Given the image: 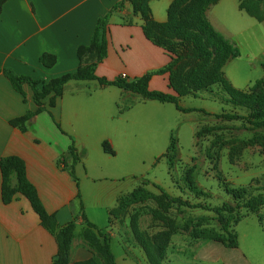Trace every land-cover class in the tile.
Listing matches in <instances>:
<instances>
[{
    "label": "crops",
    "instance_id": "crops-1",
    "mask_svg": "<svg viewBox=\"0 0 264 264\" xmlns=\"http://www.w3.org/2000/svg\"><path fill=\"white\" fill-rule=\"evenodd\" d=\"M121 1L7 0L0 17V70L11 69L20 76L50 82L86 69L97 59L85 57L81 62L78 55L80 48L91 44L99 19ZM153 1L156 0H150L149 3L153 19L161 24L166 23L168 15L157 16L152 7ZM222 1L212 6L207 13L210 23L218 31L210 19V13ZM243 1H238V10L247 14L240 9ZM172 2L167 0L168 9ZM258 9L262 21L251 18L264 26V0L259 1ZM143 25L142 19L133 14L129 4L112 13L108 54L99 65L97 75L111 81L125 75V80L129 82L150 75L151 90L171 93L167 76H162L164 82H159L157 87L158 78L151 75L165 68L170 59L146 38ZM44 55L56 57L53 67L47 68L41 63ZM233 61L230 60L224 67L225 78L235 89L248 91L255 82H243L236 75H229V66ZM74 83L69 82L64 87L63 96L55 108L47 106V111L33 118L26 132H23L12 127L10 122L37 110L33 92L29 86H25L24 98L0 74V164L9 157H17L25 163L28 180L36 188L46 212L56 218L60 228L73 222L83 224L84 215L98 231L113 236L116 229L114 224H110V212L121 195L128 192L127 183L133 176L128 161L119 159V155L132 146V142L127 139L128 122L124 118L134 108L119 110L117 101H113L116 92H107L109 89H119L117 87H103L96 81ZM165 83L168 89H164ZM119 90L125 95H136ZM112 106L117 109H112ZM57 122L62 131L57 128ZM71 138L75 139L73 143ZM105 145L114 152L113 155L105 151ZM73 146L79 155H83L75 167L78 184L60 162L65 157L71 163L70 149ZM13 185L19 186L17 177ZM4 192L0 168V264H54L59 251L56 235L43 226L27 199L18 195L16 199L5 203ZM247 219L236 227L239 248L226 249L222 244L208 242L185 250L183 257L189 262L180 263L264 264V241L262 246L255 248L254 240H244L239 234L241 225ZM260 228L264 233L261 225ZM114 241L112 237L116 263L128 264L131 253L124 248L118 250L122 255L117 257ZM87 259V253L80 252L74 262Z\"/></svg>",
    "mask_w": 264,
    "mask_h": 264
},
{
    "label": "rangeland",
    "instance_id": "rangeland-1",
    "mask_svg": "<svg viewBox=\"0 0 264 264\" xmlns=\"http://www.w3.org/2000/svg\"><path fill=\"white\" fill-rule=\"evenodd\" d=\"M238 1L223 0L213 7L210 19L241 54L229 66L228 74L236 75L243 82L247 80L254 83L262 79L264 74V26L241 13ZM152 7L157 16H167V0L153 1ZM184 17L182 10L178 13L182 25ZM155 73L151 75L157 76L154 78H158L156 85L159 87V82L163 79ZM164 85V89H168L167 84ZM109 90L108 93H117L114 94L113 101H117L119 110L134 108L124 118L129 123L126 124L127 139L132 142V146L119 155V159L128 161L130 174L133 176L127 183L128 192L121 195L112 209L115 214L110 224H114L116 229L113 236L89 229L85 222L76 224L69 246L70 264L90 260L95 264H109L100 232L111 240L112 237L115 238L117 257L122 255L118 250L126 248L131 253L128 264H150L145 250L133 233L134 219L140 233L153 250L162 246L165 235L169 234L162 264L189 262L183 257L185 250L212 242L206 239L207 234L222 235L220 218L202 208H234L236 204L228 195L227 189L249 188L252 194H264V146L239 149V142L253 138L255 131L245 122L215 117L234 112L233 107L226 103L228 96L218 86L200 93L190 92L187 88L189 95L181 99L180 105L185 109L197 110L189 114L179 112L172 104L143 101L139 96L125 95L119 89ZM111 108L117 109L116 106ZM134 114L136 116L133 118ZM73 140L75 141L71 138L72 143ZM7 173L4 184L6 198L12 201L18 195L24 197L19 192V186L13 185L14 179L18 178L17 170L10 167ZM158 188L164 189L173 198H181L189 206L174 207L168 213H162L163 217L155 215L156 211L162 212L156 201L161 196ZM195 206L202 208H194ZM241 214L245 215L247 211L243 210ZM262 214L264 216V210L261 216ZM236 227L233 226L232 230L236 231ZM239 234L244 240H254L255 248L262 246L264 241V233L255 216H248L241 225ZM80 252H86L89 259L74 262Z\"/></svg>",
    "mask_w": 264,
    "mask_h": 264
},
{
    "label": "trees",
    "instance_id": "trees-1",
    "mask_svg": "<svg viewBox=\"0 0 264 264\" xmlns=\"http://www.w3.org/2000/svg\"><path fill=\"white\" fill-rule=\"evenodd\" d=\"M220 1L222 0H173L167 12L168 20L166 23L161 24L152 17L149 6L150 0H122L107 15L99 19L91 44L88 47L80 48L78 55L81 62L85 57L97 59L95 63L86 69L66 74L50 82L35 80L28 76H20L11 69L0 70V74H3L11 83L13 89L24 98H26L24 87L29 86L33 92V101L37 106L36 111L28 112L25 116L12 120L10 122L11 126L26 132L28 123L36 116L47 111V106L50 109L55 108L58 100L63 96L64 87L69 82L96 81L103 87H117L126 92L139 95L146 101L175 105L176 109L184 114L197 111L185 109L180 105L181 99L188 96L189 91L196 93L208 92L212 87L218 86L228 96L229 99L226 103L233 107L234 112L216 115L215 117L226 121L245 122L250 129L255 131L253 138L239 142L240 150L252 146H260L262 148L264 146V78L256 81L248 91L235 89L225 78L224 67L230 60L238 59L241 54L238 48L220 31L216 30L208 19L207 13L209 9ZM259 1L261 0H244L240 5V9L245 11L250 17L262 21L258 9ZM6 2L7 0H0V17ZM126 4L131 6L136 17L142 19L146 38L168 55L169 64L155 74L168 77L171 93L152 91L149 87L150 75L130 82L122 77L111 81L100 78L97 75L99 65L106 60L108 54V31L111 15ZM182 10L185 13L184 25L180 23L178 18V13ZM41 63L45 67L51 68L56 63V57L44 55L41 58ZM187 88L190 90L188 91ZM201 112L206 113L204 111ZM57 127L62 131L59 125ZM104 148L106 152L111 155L114 154L107 145ZM70 155L71 163L65 157H62L60 162L65 165V170L78 184L79 180L75 175V167L83 155H79L74 146L70 149ZM231 161L234 162L233 159ZM10 167L17 170L19 192L31 203L43 226L56 235L59 251L54 264H70L69 246L76 228V222L63 228L58 226L56 218L46 212L36 188L28 180L25 163L17 157H9L1 161L3 190L7 180V171ZM158 189L161 192V196L156 201L162 212L156 211L155 215L163 217L162 213H168L174 207L189 206L181 198H173L164 189ZM250 192L252 191L249 188L227 189L228 195L232 198L233 203L236 204L234 208L228 206L214 208L208 206L204 208L202 206L194 207L216 214L222 222V235L207 234L206 239L222 244L226 249H237L240 245L239 235L232 230L233 226L239 225L248 216L255 215L258 217L260 225L264 228V218L261 216V212L264 210V194H252ZM78 198L81 201L80 194ZM3 201L5 203L11 202L10 199L6 198L5 194ZM243 210H246L247 214L242 215L241 211ZM81 211H83L82 201ZM235 211H237L236 214L234 213ZM114 212V210H111V216L115 214ZM226 214L227 217L225 216ZM83 219L89 229L98 231L84 215ZM132 229L139 245L145 250L149 263L162 264L169 241V234L165 235L161 243L165 247L158 246L153 250L140 233L136 219L132 222ZM100 237L103 239V249L108 263L115 264L111 238L101 232ZM75 264H95V262L90 260Z\"/></svg>",
    "mask_w": 264,
    "mask_h": 264
},
{
    "label": "built area",
    "instance_id": "built-area-1",
    "mask_svg": "<svg viewBox=\"0 0 264 264\" xmlns=\"http://www.w3.org/2000/svg\"><path fill=\"white\" fill-rule=\"evenodd\" d=\"M121 77H122L123 79H126V76H125V75H122Z\"/></svg>",
    "mask_w": 264,
    "mask_h": 264
}]
</instances>
